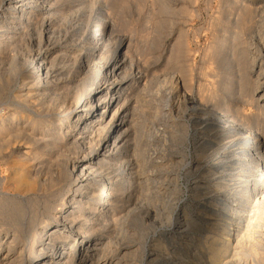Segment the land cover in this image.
Masks as SVG:
<instances>
[{"label": "bare ground", "instance_id": "6f19581e", "mask_svg": "<svg viewBox=\"0 0 264 264\" xmlns=\"http://www.w3.org/2000/svg\"><path fill=\"white\" fill-rule=\"evenodd\" d=\"M55 3L0 0V63L13 43L23 35L28 37L23 45L27 56L12 54L11 60L17 61H13V76L5 79L11 82L9 91L0 95V159L16 165L17 171L5 180L8 190L14 191L18 209L12 232L0 233V264H122L126 259L127 264H136V255L138 264H264V237L252 230L255 219L264 214V0L220 2L207 29L211 37L208 63L226 60L234 65L243 107L219 104L221 99L212 89L195 90L194 77L182 65L178 66L182 79L176 75L157 79L156 99L148 101L153 104L156 127L157 123L162 126L157 129H171L163 134L169 138L168 147L180 140L187 153L188 146L194 145L198 161L204 164L193 177L200 180L194 200L201 222L193 221L198 228L194 231L200 234L161 241L165 229L158 227L151 231V246L143 241L137 247L135 243L116 244L113 250L109 248L112 229L122 232L131 214H141L140 199L150 204L159 199L162 190L157 192L155 179L146 175L148 167L155 164L157 172L167 171L185 158L174 152L154 161L152 155L159 151L147 154L150 136L141 140L142 149H138L139 142L134 141L139 139L136 135L142 123V89L138 87L143 84L133 87L139 76L126 70L123 35H116L118 41L109 54L99 51L110 42L113 26L108 15H85L90 10L73 9V17L68 14L71 34L63 35L65 28L59 26L60 34L56 25L61 18L57 20L58 10L64 9ZM55 29L63 36H56ZM75 35L93 46L85 48L80 62L72 59L64 64L65 55L81 49L82 44L67 43ZM247 104L254 113L244 112ZM191 136L197 139L187 145ZM166 140L160 142L162 146ZM190 163L184 161L187 166ZM71 176L78 180L76 184L68 179ZM63 186L68 194L61 196ZM155 203L152 208L146 205L144 213L164 214L180 226L183 208L173 203L157 208ZM141 222V218L135 221L138 226ZM39 233L42 237L36 241Z\"/></svg>", "mask_w": 264, "mask_h": 264}, {"label": "rangeland", "instance_id": "374dc122", "mask_svg": "<svg viewBox=\"0 0 264 264\" xmlns=\"http://www.w3.org/2000/svg\"><path fill=\"white\" fill-rule=\"evenodd\" d=\"M54 1L56 2L55 5L56 6L60 5L58 8L61 7L60 9H64V10H62V12H64L66 14V16H65V14H62L61 10H58V14H60V15L57 16V20L59 19V17H61L62 19L65 18L64 21L62 20L63 22L60 20L61 19L60 18L59 19L60 21L58 20V23L56 25L58 27L57 30L60 34H62V33H63V35L71 34L69 32L70 25H71V23H69V19L71 17L68 18L69 17L68 14H70V16L73 17V15H74V13H72L73 9L75 11L76 8L77 9L81 8V9H84L85 11L87 9H88L87 11L90 10L89 11L90 13H88L86 11L87 13L85 15H87V14L91 15L92 13H93L92 15H95V13L97 14L99 12H102V13H105V15H108L107 20L110 22L111 26H113V30L109 34L110 39L107 40L108 42L110 41L108 46L107 45H106V47L100 46L103 50L100 49L99 51H103L104 55L109 54V52L113 49L114 45L117 43V41H118L117 37L118 36H116V35H121V36L123 35V37H125L126 42H125V47L123 48V50L127 54L126 55L127 58H125V59L128 60L127 63L125 62V66L127 65L126 70L130 71V72L132 70L133 72L137 73L136 76H139V79H137L138 82L136 81L133 84V87L135 85L136 86H139V85L142 86V84H143L142 87H138V88L142 89L141 94H143L142 96L140 94V97H139V99L142 98V100L141 99L140 100L143 102V104H142V102L139 100L141 102L140 105L143 107L142 108L139 105V107H141V108H139V111H140L139 113L142 114L140 116V120L142 123H140V124L142 126L141 125H140L141 127L139 126L138 131H137V135H136L137 138L139 137L140 140L139 139H138L139 141L137 139L134 140L135 143L139 142L138 143L139 144L138 149L139 150L142 149V142H144V141H141V140L144 139L146 141V138L148 136H150L153 139H151L149 137L150 140H149V145L147 147L150 146L149 147L150 149L148 148V150H146L147 154H150V152L152 150H154L156 152L159 151L161 154V155H159L158 154L159 152L153 154L152 157L154 156V158H153L154 161H156V159H157V161H160V159L162 160V158H161L162 156H164V158H167L168 155H170V154L173 155L174 152L177 155L178 154L179 155L184 154L183 155V157L185 158L184 161H190L191 160V163L188 164V166L184 164V161H182L181 164L179 163L177 166L174 167L175 169L171 168L170 170L168 169L167 171H166V169H164L165 172L163 170H160L159 172H157V170H155L156 169L155 164L153 166H150L152 169L150 167H148V169L146 171V175H148L149 178L151 177L152 180L155 179L154 182L156 184L153 183V186L156 185L155 189H157V192L162 190L160 193L158 192V196L156 198H159V199L157 201H155L156 203L151 202V204L155 203V206L158 204V206H156L158 208L160 206L168 205V204L170 205L173 203V205L176 204L181 209L183 208L182 210L185 212L184 213L185 215L183 213H181L182 214V216H181V214H180V217L182 218V222H181L180 226H178L176 224V220L174 221V218H172L173 220L168 219V217L165 216L164 214H161L159 216L155 215V217H154L153 212L144 213V211H145L144 207L147 205L148 207L150 206L149 208H152L151 206H153V204L151 205L148 201H146V200L141 201V199H140V202L142 203L141 206L143 207V208L141 207V209H140L141 214L140 213L137 214L136 212L131 214L130 217L127 218V222L130 225L127 223V227H125V229H122V232L120 231V229H117V231L119 230L117 232L118 235L116 233V229H112L113 231L115 230V232H113L112 230H111L112 232L110 231L111 233H109V235H110L111 239L109 238L110 239L109 240L110 241L109 248L111 250H113L115 248L116 244L133 245L134 243H135L134 245H136L135 247H137L139 245H142L143 241H144V243H145V241L148 242V246H151L153 244L152 243L153 241L150 240V235L153 234L152 232L154 230H157L159 228L161 229L162 227H163L162 229H165L164 230L165 232L160 233L161 241L165 240V241L170 242L171 239L176 240L182 234L188 236L187 233H191V235H193L194 237L197 236L200 233L196 230L194 231V229H198L194 225V222H195V224L201 222V219H200L201 211L199 208H197L198 205L196 204V199L194 200V198L198 192L196 182H198L200 180H199V178L193 179V177H197V175L200 172V169L203 167L204 164L202 161H201L202 163L198 161V153H197V150H196L194 145H192L191 148H190V146H188L189 147L188 148L189 151H187L188 154L184 151V147H183L184 144L179 143L180 140H179V142L177 141L178 143L175 142L176 145H174L173 147L172 146H170L171 148L168 147L169 146V144H168L169 138L164 137L163 134H164V132L167 134V131L170 132L169 130H171V129L169 127H168L169 129L164 128L165 129V130L163 129L164 132L161 130H158L162 126H159L157 123V127H156V123H155L156 119L152 118L154 115L153 104L151 105L150 102L152 100H155L156 96H157L156 95V90H157V86H158L157 79H158V81L159 80L161 81L165 77H169L171 75H173V76L176 75L177 77L179 76L178 77L179 81L182 79V77H183L181 74L182 69L181 68L178 69V66L180 65V67L183 66L187 69V75L188 76L194 77L195 90L198 89L200 91H206V90H208V88L212 89L218 95L217 99L218 100L221 99V101L220 100L218 101L219 104L222 103L221 105H225V104L233 103L234 107H236V106L241 107L242 106V98L239 94L240 87H241V83H240L241 81L239 78V73H238L237 69L234 67V65L229 66V64L226 63V60H222V62L219 61L218 62L219 65L217 63H213V64L208 63L209 58H208L207 53H208V47L210 45L211 37H210L207 29L211 23V17L213 15V12L216 11L214 9H217L220 2H223V1L225 2L226 0H84V1L83 0H54ZM84 6H85V8H84ZM86 7H90V8H86ZM61 14L63 15L64 18L62 17ZM111 19H113V20H111ZM68 23L70 25H68ZM90 24L92 25V20H91ZM60 25H62V26H60ZM59 26L61 27V29L65 28L64 29L65 32H62V30L59 29L60 28ZM57 30H56V34L58 33ZM60 34H57L56 36L62 37L63 35H60ZM23 37L27 38V39H25V41L28 42L27 35H23ZM23 37H21V38H23ZM74 37H75V39H74ZM78 37L80 38L81 36L77 35V37H76V35H75V36L70 37L68 39L67 43H68V45H73V44H77V43L82 44L79 47V48H81L80 49L81 52L79 50H76L77 52L75 51L76 54L78 52H80V54L75 56L74 52H70L68 54L70 57L68 55H65L64 56L65 63L63 61L64 64H69L72 61H74L75 59H77L76 62H80V59L82 60V58H83L82 55L86 52V50H88L89 48H91L93 46L92 44H88V43H86L85 40H83L82 38L79 39ZM24 38L20 39L17 43L12 44L11 50L9 51L7 57H5L6 59L3 58V64L0 63V78H1L0 85L2 86V87H0V95L1 96L9 91V84L11 82H6L5 79H6V77L8 78L9 76H13L12 69L15 66V63H13V61L14 62L17 61L15 59H13V61L11 60L12 56H13L12 54H15V52H17L16 54L17 55L20 54L21 56L20 55H18V56L21 58H23V56H25V55L27 56V53H26L27 47L25 46L26 50H25V47L23 48V45H27V42L24 41ZM69 41H71V42H69ZM111 41H112V43H111ZM174 46L179 51H177L176 48L174 49L173 48ZM82 48H84V49H82ZM85 48H86V50H85ZM84 50H85V52H84ZM24 51H26V52H24ZM171 51L173 52V54ZM176 52L177 53L179 52L180 54L179 53L176 54ZM24 53H25V55H24ZM71 53L73 54L74 58L71 55ZM174 54H175V56H174ZM173 57H175V59H176L175 62H174L175 59L173 60ZM177 57H178V59H177ZM227 57L228 56H225L224 59ZM68 58H70V59H68ZM7 59L10 60V62H7L8 61ZM171 59H172V61H170ZM178 60H180V62ZM67 61H69V62H67ZM6 62H7V64L8 63L9 64L5 65ZM11 65H13V66H11ZM175 66H176V68H174ZM7 67L10 70L7 69L8 70L7 71L5 69ZM210 68H211V70H210ZM212 68L214 69V71H212ZM207 71L209 73H211V75L208 76ZM210 71H212V72H210ZM212 74H213V76H212ZM180 76H181V78H180ZM167 83H168V81L166 82L165 86L169 85V83L168 84ZM153 84H155V85H153ZM154 89H155V91H153ZM150 94H154V95H150ZM154 96H155V98H154ZM230 99H232V100H230ZM144 100L146 102H148L150 100L151 101L148 102L149 104H147V103H144L145 102ZM238 103H239V105H238ZM144 104H145V109H144ZM149 105H150V107H149ZM244 112L247 114H251V113H254L255 111L253 110L252 107H250L247 104L244 106ZM143 120H144V122H143ZM141 130H142V132H141ZM161 132H162V136H161ZM142 133H144V135ZM159 133H160V135H159ZM141 134H142V136H141ZM150 134H152V135H150ZM153 135L155 137H153ZM166 136H169V133ZM189 138L190 139H188L187 145L194 143V141L197 139L195 136H191ZM163 139L164 140L167 139L166 140L167 143L165 144L167 146H165V145L162 146L161 143H163ZM152 146L154 148L155 147L156 148L154 149ZM158 146H160V147H158ZM159 148H161V149H159ZM175 149H177V150H175ZM193 158H194V161H193ZM178 160H179V158H178ZM8 161L11 163H9ZM12 163H14V162L10 159H7V160L6 159H0V233H2V230H4V229L5 230H11L8 232V234H10L12 232L13 227L16 224L17 220H16L15 216H17L16 214L18 212V209L16 206L17 203L14 202L15 199H17V198H16V196H14L15 194H13L14 191L10 190V188L8 190V188L6 187L7 185H6V180H5L9 176H11L14 172L17 171L16 165L15 164L13 165ZM165 173H166V175H165ZM152 175H153V177H152ZM155 176H156V178H154ZM164 177L167 180H164L165 179ZM225 178H228V176L226 175ZM68 179L70 180V182L72 181V183H74V184H76L78 182V180H76L75 177H72V176L68 177ZM158 179H159V181H158ZM160 179H163V180H160ZM191 180H192V182H191ZM167 181H169V183H165ZM174 181L176 184H174ZM158 184H160V186ZM162 184L164 186H162ZM161 186L164 189V191L161 188ZM165 186L167 187V189H165L166 188ZM169 186H171L173 189ZM161 193L164 195H161ZM66 194H68L67 187L63 186V188L61 190V196H64ZM140 196L142 198V195H140ZM169 199L172 201H170ZM55 201L58 202V200H55ZM55 201L52 202L53 207L57 206V204H54V203H56ZM160 202H161V204H159ZM138 206H140L139 203L137 204L136 207H138ZM263 212H264V209H263ZM150 216H152V217H150ZM262 216H263L262 218L260 217L261 220L257 219V218L255 219L256 224L254 225L252 230L254 231V234H258L261 236L263 235V237H264V214ZM138 218L142 219V222H141L142 224L139 226L136 225ZM38 219L41 220V223L44 220V219H42V217H40ZM134 220L136 221V223ZM176 228L177 229L179 228V229L177 230ZM112 233H114V234L116 233V234L111 235ZM124 234H127V235L125 236ZM109 235H108V237H109ZM114 236H116L117 239ZM40 237H42V235L39 233L38 237H37L38 239H36V241H39ZM112 238L114 239V241H111V240H113ZM21 239H22V237H20V239H19L20 240L19 243L21 244L20 247L23 246ZM126 240H129L128 243H126L127 242ZM115 241H117V242H115ZM113 244H114V246H113ZM58 246H60V248H62L61 245H58ZM63 248L66 249V245H63ZM34 252H35L34 255H36L38 253L36 248H35ZM134 258H135V263L138 264V259H139L138 256L136 255V256H134ZM124 259H125V257H124ZM124 261H126V262H124L125 264L130 262V261L128 262L127 259ZM124 263H122V264H124Z\"/></svg>", "mask_w": 264, "mask_h": 264}]
</instances>
